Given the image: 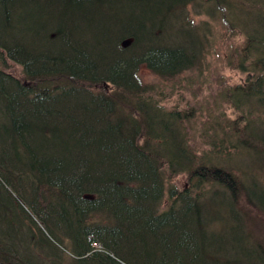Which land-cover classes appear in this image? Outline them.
Wrapping results in <instances>:
<instances>
[{
	"label": "trees",
	"instance_id": "trees-1",
	"mask_svg": "<svg viewBox=\"0 0 264 264\" xmlns=\"http://www.w3.org/2000/svg\"><path fill=\"white\" fill-rule=\"evenodd\" d=\"M215 19L245 77L197 156L138 73H201ZM243 203L264 216V0H0V264H239Z\"/></svg>",
	"mask_w": 264,
	"mask_h": 264
},
{
	"label": "rangeland",
	"instance_id": "rangeland-1",
	"mask_svg": "<svg viewBox=\"0 0 264 264\" xmlns=\"http://www.w3.org/2000/svg\"><path fill=\"white\" fill-rule=\"evenodd\" d=\"M193 19L196 22L209 20L204 17H193ZM210 24L213 29V35L209 37L212 45L201 73L197 69L192 70L191 73H185L177 80L170 82H161L162 80L151 74L144 66L140 67L138 73L142 81L152 88L151 92L155 101H158L166 110H177L187 115L185 125L190 146L196 151L197 156L208 151L207 142L212 132L210 130L212 125L215 127L214 124L221 123L223 118L225 122L235 118L224 99H218V96L227 87L240 84L245 77L234 68L235 63L229 62L230 60L235 62L237 59L243 36L238 30L226 26L220 19L212 20ZM1 67L17 76L21 72L18 65L8 60L5 66ZM105 89L111 91L112 87L108 85ZM206 132L207 135H205ZM175 183L181 191L186 185V176L180 175ZM238 207L244 224L238 227L239 231L235 230L237 235L235 249L236 251L238 249L239 264H250L252 248L264 250V216L246 203ZM220 209L218 208L217 211ZM226 226L227 229L236 227L235 224ZM209 228L214 229L212 226H208ZM224 243V239H213L210 246L211 256L218 258L230 256L225 253L229 252V247H226ZM253 257H256L252 260L253 263L264 264V256L260 251H257ZM217 262L212 261L213 264H218Z\"/></svg>",
	"mask_w": 264,
	"mask_h": 264
},
{
	"label": "bare ground",
	"instance_id": "bare-ground-1",
	"mask_svg": "<svg viewBox=\"0 0 264 264\" xmlns=\"http://www.w3.org/2000/svg\"><path fill=\"white\" fill-rule=\"evenodd\" d=\"M258 37L262 38V35H259ZM262 39H263V38H262ZM177 79H178V78H177ZM177 79H175V80H177ZM179 176H180V175H179ZM179 176H178V177H179ZM178 177H177V178H178ZM174 188L176 189V191H179L178 188H176V187H174ZM215 238H217V237H216V236L213 237V238L210 237V239H212V240L215 239ZM92 247H93V248H99V246H98L97 244H93Z\"/></svg>",
	"mask_w": 264,
	"mask_h": 264
},
{
	"label": "water",
	"instance_id": "water-1",
	"mask_svg": "<svg viewBox=\"0 0 264 264\" xmlns=\"http://www.w3.org/2000/svg\"><path fill=\"white\" fill-rule=\"evenodd\" d=\"M129 43H130V40L123 41L122 46L126 47L127 45H129Z\"/></svg>",
	"mask_w": 264,
	"mask_h": 264
}]
</instances>
